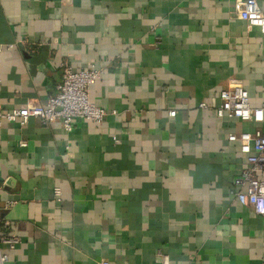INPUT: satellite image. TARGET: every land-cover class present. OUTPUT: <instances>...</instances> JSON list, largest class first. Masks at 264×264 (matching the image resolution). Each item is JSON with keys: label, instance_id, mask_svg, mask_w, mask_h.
<instances>
[{"label": "crops", "instance_id": "obj_1", "mask_svg": "<svg viewBox=\"0 0 264 264\" xmlns=\"http://www.w3.org/2000/svg\"><path fill=\"white\" fill-rule=\"evenodd\" d=\"M10 43L1 110L44 105L65 61L99 70L88 99L107 114L67 132L0 122V232L19 239L0 243L4 264H159L158 250L169 264H264V215L235 199L246 163L227 140L264 119L197 106L233 83L264 101V34L229 2L0 0Z\"/></svg>", "mask_w": 264, "mask_h": 264}, {"label": "built area", "instance_id": "obj_2", "mask_svg": "<svg viewBox=\"0 0 264 264\" xmlns=\"http://www.w3.org/2000/svg\"><path fill=\"white\" fill-rule=\"evenodd\" d=\"M236 15L246 25L256 27L264 34V14L260 10L257 0H226ZM12 44H0L2 49L12 48ZM60 79L56 84V92L49 94L44 105L34 106L25 103L12 110L0 109V122L17 121L24 124L29 118H35L41 125L57 122L64 131H70L73 120L76 118L89 120L95 124L100 123L107 111L92 104L88 99V86L99 78V70L93 67L73 70L69 63L59 61ZM218 104L214 107L199 102L198 107L212 109L217 117L223 115L234 117L240 121L260 122L264 119V101L257 106H250L246 90L238 83L218 91ZM113 113V111L111 112ZM175 111L169 109L167 115L173 116ZM227 140L237 142L238 152L244 155L246 167L243 168L234 182L242 189L235 193V199L242 205L250 207L255 215H264V131L254 128L252 131H240L238 134L229 133ZM24 146V142L19 143ZM52 196L55 201L59 200L60 189L54 187ZM1 227L8 228V222L2 221ZM19 239L10 236L6 232H0V243L12 249ZM159 264H169L168 255L158 250ZM6 255L0 253V264H4ZM100 264H107L101 262Z\"/></svg>", "mask_w": 264, "mask_h": 264}]
</instances>
